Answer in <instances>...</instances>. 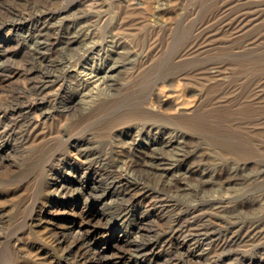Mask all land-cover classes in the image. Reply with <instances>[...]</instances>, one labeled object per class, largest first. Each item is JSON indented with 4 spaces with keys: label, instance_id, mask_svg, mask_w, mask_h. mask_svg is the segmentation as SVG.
<instances>
[{
    "label": "rangeland",
    "instance_id": "374dc122",
    "mask_svg": "<svg viewBox=\"0 0 264 264\" xmlns=\"http://www.w3.org/2000/svg\"><path fill=\"white\" fill-rule=\"evenodd\" d=\"M0 264H264V0H0Z\"/></svg>",
    "mask_w": 264,
    "mask_h": 264
},
{
    "label": "bare ground",
    "instance_id": "6f19581e",
    "mask_svg": "<svg viewBox=\"0 0 264 264\" xmlns=\"http://www.w3.org/2000/svg\"><path fill=\"white\" fill-rule=\"evenodd\" d=\"M112 69V68H111ZM118 71V70H117ZM114 73V72H113ZM97 74V73H96ZM95 78V77H94ZM92 81H93V79H92ZM96 81V80H95ZM98 83V82H97ZM114 83H115V81H114Z\"/></svg>",
    "mask_w": 264,
    "mask_h": 264
}]
</instances>
